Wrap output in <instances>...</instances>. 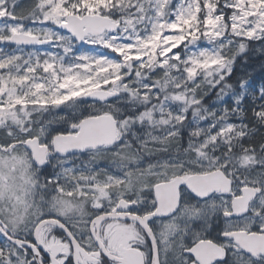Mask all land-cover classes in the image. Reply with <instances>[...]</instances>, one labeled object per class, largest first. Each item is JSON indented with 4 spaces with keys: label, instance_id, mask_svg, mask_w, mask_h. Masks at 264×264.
Here are the masks:
<instances>
[{
    "label": "snow or ice",
    "instance_id": "6c2138e0",
    "mask_svg": "<svg viewBox=\"0 0 264 264\" xmlns=\"http://www.w3.org/2000/svg\"><path fill=\"white\" fill-rule=\"evenodd\" d=\"M0 200V264H264V0H0Z\"/></svg>",
    "mask_w": 264,
    "mask_h": 264
},
{
    "label": "flooded vegetation",
    "instance_id": "af4514ba",
    "mask_svg": "<svg viewBox=\"0 0 264 264\" xmlns=\"http://www.w3.org/2000/svg\"><path fill=\"white\" fill-rule=\"evenodd\" d=\"M242 164H244V162H242ZM10 175L14 178V183L17 186H22L23 185V179L25 176V170L18 167L16 169L15 172L10 173ZM13 182V181H10ZM20 195L24 196V192L21 190L20 191ZM14 203V201H13ZM12 208V204L9 203L8 200H0V217H3L5 219H9L12 218L13 216V211H15V209H13V211H10L9 209ZM20 215H25V212L22 208V206L20 207ZM238 241L240 243H250L252 241V238H247V237H243V235H241L238 238Z\"/></svg>",
    "mask_w": 264,
    "mask_h": 264
},
{
    "label": "rangeland",
    "instance_id": "374dc122",
    "mask_svg": "<svg viewBox=\"0 0 264 264\" xmlns=\"http://www.w3.org/2000/svg\"><path fill=\"white\" fill-rule=\"evenodd\" d=\"M28 2V0H21V4H26Z\"/></svg>",
    "mask_w": 264,
    "mask_h": 264
}]
</instances>
